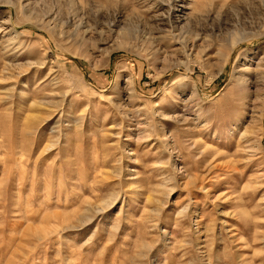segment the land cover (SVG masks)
<instances>
[{
	"label": "rangeland",
	"instance_id": "1",
	"mask_svg": "<svg viewBox=\"0 0 264 264\" xmlns=\"http://www.w3.org/2000/svg\"><path fill=\"white\" fill-rule=\"evenodd\" d=\"M0 123V264H264V0H0Z\"/></svg>",
	"mask_w": 264,
	"mask_h": 264
},
{
	"label": "bare ground",
	"instance_id": "2",
	"mask_svg": "<svg viewBox=\"0 0 264 264\" xmlns=\"http://www.w3.org/2000/svg\"><path fill=\"white\" fill-rule=\"evenodd\" d=\"M232 46H234V43H233V45ZM237 81V80H236ZM244 81V80H243ZM242 81V77H240V79L237 81V83H238V85H242V84H244V82ZM236 126H238V125H236ZM2 128H3V124L2 123H0V133L2 132ZM243 129V131H242V137L243 138H248V137H250V136H252V133H251V128L249 127V126H246V127H244V128H242ZM254 137V136H253ZM249 139V138H248ZM242 140V139H241ZM255 230H256V228H255ZM258 230V229H257ZM257 240V239H256Z\"/></svg>",
	"mask_w": 264,
	"mask_h": 264
}]
</instances>
